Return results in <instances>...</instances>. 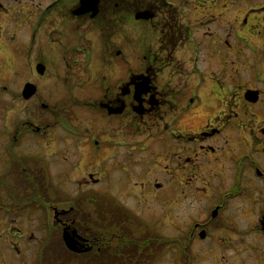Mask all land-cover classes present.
Masks as SVG:
<instances>
[{
	"label": "flooded vegetation",
	"instance_id": "af4514ba",
	"mask_svg": "<svg viewBox=\"0 0 264 264\" xmlns=\"http://www.w3.org/2000/svg\"><path fill=\"white\" fill-rule=\"evenodd\" d=\"M107 2L121 13L120 20L127 19L122 21L121 30L129 32L130 19L136 25L140 52L136 68L128 67L127 46L115 52L126 68L117 82L112 70H106L103 80H98L103 95L95 100V110L107 119L131 115L135 121L148 117L161 123L149 135L158 141L159 158L166 159L170 192L180 190L183 179L188 202L201 195L185 235L188 241L183 249L189 264L196 261L197 242L208 263L209 258H216V263L226 264V257L234 256L239 257L237 264H247L243 254L251 253L256 257L254 263L264 264V145H258L257 132L243 141L237 133L241 124L253 119L264 134V0ZM78 3L71 14L91 19L99 13L102 0L93 17L90 12L73 14ZM66 33L71 36L70 31ZM82 51L74 47L64 57L70 63L69 56ZM34 61L35 70L39 63L45 72L47 60L37 56ZM142 81L146 84L140 85ZM41 124L32 134L44 157L40 143L47 127ZM19 135L14 131L8 143L13 152L8 156L9 166L16 179L12 193H16L7 205L15 208L7 209L12 211L10 217L34 211L42 226L37 234L7 228L18 238H39L36 247L28 250L16 242L11 244L14 259L21 260L17 264H47L54 256L57 264H65L67 259L82 264L155 263L160 252L159 234H154L155 230L136 234L140 230L130 228L132 214L95 212L96 217H91L69 207L55 211L53 225L57 229L44 232V159L34 158L35 153L24 156L23 148L17 147ZM92 144L98 147L97 140ZM37 161H41L40 166ZM30 162L34 165L29 166ZM144 182H136V186L144 187ZM152 185L157 190L164 187L163 182ZM99 224L105 228L97 227ZM67 226L69 231L76 230L74 241L80 251L65 245L62 234ZM48 234L58 243H45ZM172 239L170 244L175 243Z\"/></svg>",
	"mask_w": 264,
	"mask_h": 264
},
{
	"label": "rangeland",
	"instance_id": "374dc122",
	"mask_svg": "<svg viewBox=\"0 0 264 264\" xmlns=\"http://www.w3.org/2000/svg\"><path fill=\"white\" fill-rule=\"evenodd\" d=\"M76 2L0 0L1 264L21 261L14 259L15 252L10 248L13 242L28 250L29 246L36 247L39 239L33 236L31 240L27 235L18 238L16 233L7 232L11 226L21 228V233L37 234L42 226L38 214L31 210L21 216L14 215L16 218L9 216L12 213L9 210L15 208L7 205L14 200L12 196L16 192L12 191L16 179L9 166L8 156L13 152L8 143L15 131L22 134L17 139L20 145L17 147L23 148L24 156L35 153L34 158L43 157L32 134L34 127H42L41 123L47 127L44 141L40 143L44 149V181L51 184V202L44 211V232L53 225L55 211H66L72 206L69 198L81 196L82 208L91 217L100 212L97 202L112 200L132 214L130 228L140 230L136 234L155 230L154 234L174 238L172 241L176 244L163 247L153 264H184L185 258L189 264L183 249L188 241L185 235L192 223V212L197 213L201 195L188 202L183 179L181 189L170 192V173L164 167L166 159L159 158L158 141L149 135L161 127V123L148 117L135 121L131 115L107 119L93 106L103 95L98 80L107 74L106 70H112L113 81L117 82L120 72L126 68L122 57L115 54L118 49L127 46L128 67L136 68L140 52L136 25L130 19L129 32L121 30L122 21L127 19L120 20L121 13L109 6L107 0H102L94 18L73 16L71 10ZM66 31H70L71 36ZM74 47L83 51L69 56L71 62L68 63L64 55H69ZM37 56L47 60L48 67L43 74L35 70ZM27 79H31L37 89L25 99L21 89ZM252 120L241 124L237 133L243 141L250 140L249 134L257 132L261 147L264 134L258 130L260 125ZM92 140L98 141V147L93 146ZM37 163L40 166L41 161ZM142 181H145L144 187L136 186V182ZM155 181L163 182L164 187L157 190L152 185ZM31 190L33 192L34 188ZM58 195L66 199L58 201ZM56 234L54 231V236ZM54 241L58 243L57 238ZM194 247L196 261L193 264H218L216 258H209L208 263L199 242ZM243 255L247 264H256L254 255ZM54 257L47 264H57L58 259ZM46 259L44 257V261ZM238 260L239 257H226L225 263L237 264ZM64 262L82 264L74 259Z\"/></svg>",
	"mask_w": 264,
	"mask_h": 264
},
{
	"label": "trees",
	"instance_id": "16d2710c",
	"mask_svg": "<svg viewBox=\"0 0 264 264\" xmlns=\"http://www.w3.org/2000/svg\"><path fill=\"white\" fill-rule=\"evenodd\" d=\"M49 184L46 183L44 181V211L46 212L47 211V206L50 204L51 202V195H50V185L48 186ZM25 189V188H23ZM32 194V193H31ZM21 198H18V200H20ZM27 199V197H26ZM66 198L63 197L62 195H58V201H63L65 200ZM70 200V205H72L71 207H73L74 209H76L77 211H81L83 212L84 209L82 208V197L80 196H75L74 198H69ZM96 205H99L101 208H100V212L101 214H107V213H119V214H127V215H131V213L126 209L124 208L123 206H120V205H117L115 204L113 201L109 200V201H106L104 202L103 201H99L97 202ZM97 227L99 228H105V225L104 224H99L97 225ZM48 229H51V230H56L57 227L54 226V225H51L48 227ZM54 232V231H53ZM146 239V238H145ZM159 239H160V246H159V251L162 250L163 247H165L167 244L170 243L171 241V238H166L164 237L163 235H159ZM44 241L45 243L47 241L51 242V243H55V241L53 240V237L48 234L47 237L44 238ZM119 244V243H118ZM185 262H186V258L184 259Z\"/></svg>",
	"mask_w": 264,
	"mask_h": 264
},
{
	"label": "water",
	"instance_id": "95a60500",
	"mask_svg": "<svg viewBox=\"0 0 264 264\" xmlns=\"http://www.w3.org/2000/svg\"><path fill=\"white\" fill-rule=\"evenodd\" d=\"M98 1L99 0H79L78 6L74 9L73 14L79 15L86 12H90V16L93 17L98 12ZM45 69V66L43 64H37L36 70L39 73H43ZM140 85H145L146 82L142 81L139 83ZM36 92V86L35 84L31 82H26L22 88L21 95L23 98L27 99L30 98L34 93ZM120 111V108L117 110ZM68 226L64 228L62 238L64 240L65 245L70 249L74 251H80L76 247V243L74 241V237L78 236L75 229H72L71 231L68 230Z\"/></svg>",
	"mask_w": 264,
	"mask_h": 264
}]
</instances>
